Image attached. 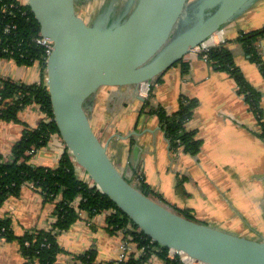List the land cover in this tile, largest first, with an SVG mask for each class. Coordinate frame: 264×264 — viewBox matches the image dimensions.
Listing matches in <instances>:
<instances>
[{
    "label": "crops",
    "instance_id": "0c3cea01",
    "mask_svg": "<svg viewBox=\"0 0 264 264\" xmlns=\"http://www.w3.org/2000/svg\"><path fill=\"white\" fill-rule=\"evenodd\" d=\"M20 1L27 4V0ZM261 28H264V0H258L214 39L217 45L224 43L230 49L236 67L259 92L264 113V74L237 42L241 34ZM257 47L264 62V38ZM184 63L186 71L181 65L173 67L155 85L153 81L141 86L102 88L89 111L92 126L120 171L133 172V184L136 186L142 180L157 199L149 196L157 202L178 214L194 210L206 221L219 220L225 226L253 230L259 237L264 236V140L260 137L259 122L245 96L238 93L237 83L229 72L212 67L208 60L194 53L187 55ZM0 77L26 84L40 83L42 67L40 63L27 67L0 60ZM152 87V105L168 113L178 110L181 97L198 101L194 117L186 125L202 140L198 155L183 149L172 151L159 117L145 109ZM19 119L20 123L0 122V154L5 160L27 127L36 128L48 118L40 105L31 104L20 113ZM66 149L61 136L54 135L49 145L35 151L32 163L57 167ZM76 171L80 179L91 181L77 164ZM54 213L55 208L46 204L30 184L0 207V219L12 221L17 237L28 230H49ZM110 214L90 217L84 213L81 220L61 233L58 242L63 252L56 264H80L75 257L91 250L96 252L98 262L114 261L125 244L137 258L143 256L138 245L128 241L130 237L125 230L110 232ZM206 221L205 225L218 228L214 222ZM159 251L153 249L147 264H166L158 256ZM175 256L170 250L168 257ZM26 263L17 240L0 238V264Z\"/></svg>",
    "mask_w": 264,
    "mask_h": 264
},
{
    "label": "water",
    "instance_id": "95a60500",
    "mask_svg": "<svg viewBox=\"0 0 264 264\" xmlns=\"http://www.w3.org/2000/svg\"><path fill=\"white\" fill-rule=\"evenodd\" d=\"M257 1L130 0L117 18L110 7L88 23L78 15L83 0H27L41 35L54 43L46 85L76 164L154 242L202 264H264V241L189 220L139 190L133 172L122 173L110 157L88 109L104 87L151 84Z\"/></svg>",
    "mask_w": 264,
    "mask_h": 264
},
{
    "label": "trees",
    "instance_id": "16d2710c",
    "mask_svg": "<svg viewBox=\"0 0 264 264\" xmlns=\"http://www.w3.org/2000/svg\"><path fill=\"white\" fill-rule=\"evenodd\" d=\"M80 4L82 8L89 5L86 0ZM95 1V0H93ZM115 1V0H114ZM118 5L120 0L115 1ZM40 35V27L28 4L20 0H0V60L14 61L18 66H33L40 63L42 81L35 84L16 82L0 77V122L20 123L19 115L31 104L40 105L47 115L36 128L27 127L21 140L12 147L10 160L0 154V207L11 197H17L27 183H32L35 190L44 198L46 204L55 208V220L49 230L34 229L26 231L22 236L14 234L12 221L0 219V238L7 241L17 240L26 264H56L58 256L63 252L58 242V236L69 230L72 225L81 220L84 213L90 217L103 213H111L108 222L110 232L125 230L129 242L145 249V254L136 257L130 253L127 258L98 262L96 252L91 250L84 255L75 257L80 264H147L153 249H160L158 256L166 264H184L181 256L168 257L170 249L162 247L147 236L118 206L91 181L80 179L76 171V162L68 149L63 154L57 167H41L32 163V150L36 152L49 145L59 130L54 121L51 96L46 85L47 59L44 48L35 40ZM264 38V28L241 34L237 42L244 52L251 57L264 74V62L259 54L257 44ZM207 56L212 67L227 71L235 79L238 93L245 96L250 109L256 116L261 127L260 137L264 140V113L260 105V94L246 80L243 73L236 67L234 56L226 44L217 45L203 55ZM181 65L186 71L184 60ZM154 80V85L161 81ZM153 87L146 101L145 109L149 108L156 114L170 142L172 151L183 149L187 153L198 155L202 147L196 131L186 129L187 123L194 117L198 105L196 99L181 97L179 108L168 113L162 107L152 105ZM92 109V106L90 107ZM90 109L88 115L90 116ZM136 187L148 191L154 199L148 186L139 180ZM150 192V193H149ZM153 194V195H152ZM188 211L180 212L187 216Z\"/></svg>",
    "mask_w": 264,
    "mask_h": 264
},
{
    "label": "rangeland",
    "instance_id": "374dc122",
    "mask_svg": "<svg viewBox=\"0 0 264 264\" xmlns=\"http://www.w3.org/2000/svg\"><path fill=\"white\" fill-rule=\"evenodd\" d=\"M103 0H95V1H92V2H89L85 8L81 7V6H78V15L81 16L86 22H90L92 20V18L94 17V15H96L97 13V10L101 11L103 14H106L105 11L109 10L110 7H112L113 9L115 8L116 10H118L120 8V5H116L114 2V4H111L112 6H102L103 3H102ZM124 0H120V3H122ZM102 3V5H101ZM101 5V6H100ZM101 7V8H100ZM98 16V15H97ZM140 190V189H139ZM189 213H187V215L189 216L187 218V216H183L189 220H192V221H195V222H199V223H202V224H205L203 222L206 221V219H204L203 215H200L199 213L198 214H195V211L194 210H190L188 211ZM212 220V219H211ZM206 221L208 222L209 224L211 222H214V224H216L218 226V228L216 229H219L223 232H226V233H229V234H233V235H236L238 237H243V238H247V239H250V240H256V241H264V236H261L259 237V233L256 232V231H253V230H248V229H237V228H233V227H229V226H225L223 225L222 221H219V220H212V221ZM220 224V225H219ZM142 250V249H141ZM140 250V251H141ZM135 253V252H133Z\"/></svg>",
    "mask_w": 264,
    "mask_h": 264
},
{
    "label": "built area",
    "instance_id": "2783aa9c",
    "mask_svg": "<svg viewBox=\"0 0 264 264\" xmlns=\"http://www.w3.org/2000/svg\"><path fill=\"white\" fill-rule=\"evenodd\" d=\"M35 41L44 48L45 55H46V59L48 61L50 55L54 51V43L51 42L50 40L44 38L41 35V33L36 38ZM215 46H217V43H216V41L214 39V36H213L208 41H206L203 44H201L200 46L196 47L191 53L197 54V55L201 56L202 58H204L205 60H208L207 56H205V54L203 55V53H205L206 51H208L209 49H211V48H213ZM28 154L33 156V154H35V150L30 151ZM6 160H10V157L7 158ZM27 184H30L34 188V186H33L32 183H27ZM131 249L132 248L129 245H126V244L123 245V247H122V253L119 255V257L117 259L118 260V263L124 261L130 253H133V251ZM141 253H142V255L145 254V249L144 248L141 250ZM172 253H175L176 255L181 256L182 261H184L185 263H189L190 261H192L189 258H186V257L182 256L181 254L175 252V251H172Z\"/></svg>",
    "mask_w": 264,
    "mask_h": 264
},
{
    "label": "flooded vegetation",
    "instance_id": "af4514ba",
    "mask_svg": "<svg viewBox=\"0 0 264 264\" xmlns=\"http://www.w3.org/2000/svg\"><path fill=\"white\" fill-rule=\"evenodd\" d=\"M111 1H114V0H104L102 3H103V5L105 4V3H109V2H111ZM115 1H117V0H115ZM102 3H101V5H102ZM117 4V3H116ZM100 5V6H101ZM102 5V6H103ZM120 5V8L118 9V10H114V16H116V18L127 8V7H129V5H130V0H124L122 3H120L119 4ZM101 8V7H100ZM98 11V10H97ZM181 28V27H180ZM182 29H183V27H182ZM182 29H180V30H178V32H182Z\"/></svg>",
    "mask_w": 264,
    "mask_h": 264
}]
</instances>
